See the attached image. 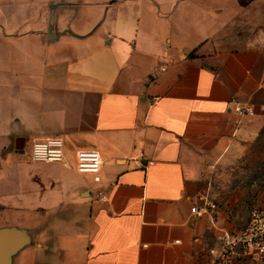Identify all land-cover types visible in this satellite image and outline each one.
<instances>
[{
  "label": "crops",
  "instance_id": "0c3cea01",
  "mask_svg": "<svg viewBox=\"0 0 264 264\" xmlns=\"http://www.w3.org/2000/svg\"><path fill=\"white\" fill-rule=\"evenodd\" d=\"M200 2L186 22L165 0L0 1V227L31 237L12 264H212L264 214V183L247 211L211 179L264 156V0ZM49 137L63 162L31 158ZM81 149L100 153L96 175L77 171Z\"/></svg>",
  "mask_w": 264,
  "mask_h": 264
},
{
  "label": "built area",
  "instance_id": "2783aa9c",
  "mask_svg": "<svg viewBox=\"0 0 264 264\" xmlns=\"http://www.w3.org/2000/svg\"><path fill=\"white\" fill-rule=\"evenodd\" d=\"M235 112L240 115H253L254 109L249 104H243L237 105ZM30 156L35 161L63 162V141L60 137L34 141L30 147ZM101 164V155L96 150L81 149L76 152L75 167L80 173L96 175ZM99 195L102 196V193L99 192ZM206 207L216 208V205L206 202L201 209L192 206L190 210L200 214ZM209 253L215 255L212 264H230L232 259L238 256L264 264V214L262 211L253 207L246 226L239 233L225 239L219 251L211 249Z\"/></svg>",
  "mask_w": 264,
  "mask_h": 264
},
{
  "label": "rangeland",
  "instance_id": "374dc122",
  "mask_svg": "<svg viewBox=\"0 0 264 264\" xmlns=\"http://www.w3.org/2000/svg\"><path fill=\"white\" fill-rule=\"evenodd\" d=\"M165 2L163 7L168 9L170 13L173 12V21L182 15L183 21L191 22V19L198 12L203 13L205 6L200 0H165ZM124 4H119L118 8H128L130 14L138 15L142 8L136 1ZM143 8L147 9L148 6L144 5ZM163 23L169 24L165 21ZM239 156L237 155L215 166L211 177L212 193L218 200L217 202L243 205L248 211L255 189L264 183V156L256 157L253 151L249 150L246 156ZM237 207L235 206V209Z\"/></svg>",
  "mask_w": 264,
  "mask_h": 264
},
{
  "label": "water",
  "instance_id": "95a60500",
  "mask_svg": "<svg viewBox=\"0 0 264 264\" xmlns=\"http://www.w3.org/2000/svg\"><path fill=\"white\" fill-rule=\"evenodd\" d=\"M16 140L15 148L24 151V145ZM31 243V237L26 228L16 226L0 227V264H12L14 256Z\"/></svg>",
  "mask_w": 264,
  "mask_h": 264
},
{
  "label": "trees",
  "instance_id": "16d2710c",
  "mask_svg": "<svg viewBox=\"0 0 264 264\" xmlns=\"http://www.w3.org/2000/svg\"><path fill=\"white\" fill-rule=\"evenodd\" d=\"M253 207L250 208V210L252 209ZM250 210H249V213H250Z\"/></svg>",
  "mask_w": 264,
  "mask_h": 264
}]
</instances>
